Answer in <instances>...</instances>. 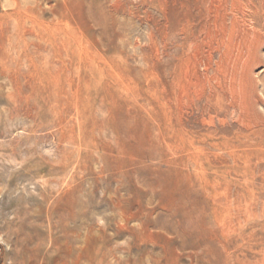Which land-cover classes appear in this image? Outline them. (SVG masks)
<instances>
[{
	"label": "rangeland",
	"instance_id": "rangeland-1",
	"mask_svg": "<svg viewBox=\"0 0 264 264\" xmlns=\"http://www.w3.org/2000/svg\"><path fill=\"white\" fill-rule=\"evenodd\" d=\"M0 264H264V0H0Z\"/></svg>",
	"mask_w": 264,
	"mask_h": 264
},
{
	"label": "bare ground",
	"instance_id": "bare-ground-1",
	"mask_svg": "<svg viewBox=\"0 0 264 264\" xmlns=\"http://www.w3.org/2000/svg\"><path fill=\"white\" fill-rule=\"evenodd\" d=\"M243 25H244V23H243ZM237 25L236 24H233V26L231 27V31H236V29H237ZM226 29H227V27H226ZM228 30V29H227ZM249 32V31H248ZM232 33V32H231ZM223 36H225V35H223ZM232 38V37H231ZM222 39H223V37H222ZM225 39V38H224ZM219 42V41H218ZM231 42H232V40H231ZM223 43L225 44V42H224V40H223ZM230 44V43H229ZM226 45V44H225ZM224 45V46H225ZM240 45V44H239ZM220 46H221V44H220ZM248 65V64H247ZM234 69V68H233ZM248 70H247V73H246V75L244 76V78H242L241 80V82H240V90H238L237 88H236V85L235 84H233L232 85V94H233V96H238V94H237V92L239 91V94H240V96H239V98H241V106H242V108L244 109V111L245 112H250V109H256V107L254 106V105H250V104H252V103H249V99H250V91H249V88H250V86L252 85V82H251V71H250V67L249 68H247ZM220 73H223V72H220ZM236 76V75H235ZM237 80V79H236ZM236 80H235V78H234V82H236ZM220 82V81H219ZM238 90V91H237ZM254 91V90H253ZM252 93H254V92H252ZM136 211V210H135ZM120 232V231H119Z\"/></svg>",
	"mask_w": 264,
	"mask_h": 264
}]
</instances>
